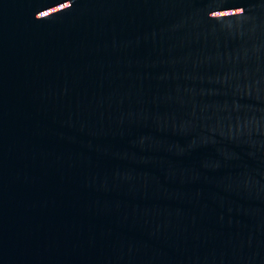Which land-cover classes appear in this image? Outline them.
<instances>
[{"label": "water", "instance_id": "water-1", "mask_svg": "<svg viewBox=\"0 0 264 264\" xmlns=\"http://www.w3.org/2000/svg\"><path fill=\"white\" fill-rule=\"evenodd\" d=\"M0 210L264 264V0H0Z\"/></svg>", "mask_w": 264, "mask_h": 264}]
</instances>
